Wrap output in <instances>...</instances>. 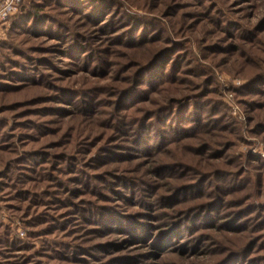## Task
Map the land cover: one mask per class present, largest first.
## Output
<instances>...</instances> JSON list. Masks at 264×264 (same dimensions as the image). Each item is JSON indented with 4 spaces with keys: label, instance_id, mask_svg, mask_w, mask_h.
I'll return each mask as SVG.
<instances>
[{
    "label": "rangeland",
    "instance_id": "rangeland-1",
    "mask_svg": "<svg viewBox=\"0 0 264 264\" xmlns=\"http://www.w3.org/2000/svg\"><path fill=\"white\" fill-rule=\"evenodd\" d=\"M0 264H264V0H23Z\"/></svg>",
    "mask_w": 264,
    "mask_h": 264
},
{
    "label": "built area",
    "instance_id": "built-area-1",
    "mask_svg": "<svg viewBox=\"0 0 264 264\" xmlns=\"http://www.w3.org/2000/svg\"><path fill=\"white\" fill-rule=\"evenodd\" d=\"M21 2L22 0H0V25L18 10Z\"/></svg>",
    "mask_w": 264,
    "mask_h": 264
},
{
    "label": "trees",
    "instance_id": "trees-1",
    "mask_svg": "<svg viewBox=\"0 0 264 264\" xmlns=\"http://www.w3.org/2000/svg\"><path fill=\"white\" fill-rule=\"evenodd\" d=\"M22 2H23V0H22ZM22 2H21V4H22ZM21 4H20V6H19V8L18 9H20V7H21ZM17 12V11H16ZM16 12L13 14V15H15L16 14Z\"/></svg>",
    "mask_w": 264,
    "mask_h": 264
}]
</instances>
